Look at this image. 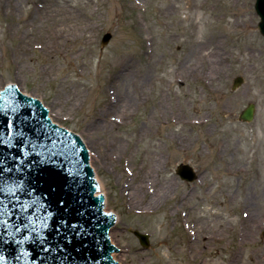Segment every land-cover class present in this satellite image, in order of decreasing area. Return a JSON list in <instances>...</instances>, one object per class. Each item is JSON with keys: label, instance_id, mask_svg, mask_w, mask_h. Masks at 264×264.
<instances>
[{"label": "rangeland", "instance_id": "1", "mask_svg": "<svg viewBox=\"0 0 264 264\" xmlns=\"http://www.w3.org/2000/svg\"><path fill=\"white\" fill-rule=\"evenodd\" d=\"M254 3L0 0V91L14 85L80 138L115 218L117 264H264V37ZM250 103L254 120L239 121ZM179 164L198 180L181 181ZM134 231L148 235L147 248Z\"/></svg>", "mask_w": 264, "mask_h": 264}, {"label": "water", "instance_id": "2", "mask_svg": "<svg viewBox=\"0 0 264 264\" xmlns=\"http://www.w3.org/2000/svg\"><path fill=\"white\" fill-rule=\"evenodd\" d=\"M254 10L259 17L257 29L264 37V0H255ZM111 38V33L104 34L101 48ZM243 81L236 78L231 90H236ZM0 109L8 113L6 116L0 112V138L8 145L0 146V178L7 176L4 168L13 169L9 186L20 191L22 202L29 206L21 214L27 231L14 233L19 244L9 243L6 247L2 239L4 222L8 221L7 229L13 231V225L21 221L15 217L9 220L5 215L8 200L0 196L2 264H116L111 258L116 249L108 238L114 218L103 211V196H95L94 174L80 138L52 124L41 103L23 95L13 85L0 91ZM255 109L253 103L248 104L238 120L251 123ZM13 121L14 126L7 127ZM12 136L21 139L9 143ZM175 174L185 183L198 179L188 164H179ZM12 180L20 183L19 189H15ZM133 234L147 248L148 235L137 231Z\"/></svg>", "mask_w": 264, "mask_h": 264}, {"label": "snow or ice", "instance_id": "3", "mask_svg": "<svg viewBox=\"0 0 264 264\" xmlns=\"http://www.w3.org/2000/svg\"><path fill=\"white\" fill-rule=\"evenodd\" d=\"M8 111L15 112V109H9ZM0 112H3L6 116L8 114L5 111V109H0ZM13 126H14V121L7 125V127L9 128ZM20 139H21L20 136H12L9 143H13L14 141L20 140ZM0 146L8 147V145L4 143L2 138H0ZM14 167H15V162H14ZM12 170L13 169H8V168L3 169V171L7 174V176L5 178H0V196H3L4 199L8 200V205L6 206L7 211L5 212V215L9 217V220L15 217L19 219L21 223L13 225V231H8L7 229L8 221L4 222L5 223V235L2 239L6 247L9 243H12L13 245L19 244L20 241L14 237V233L22 234L23 232L27 231V226L23 222L25 217L21 214L24 213L29 207L28 205H25L22 202L20 191L14 190L13 187L9 186L10 184L9 178L11 176ZM11 183L15 185V189L20 188V183L18 181L12 180ZM0 203H2V201H0ZM16 259L19 260L20 256L17 255ZM3 260H4V257L0 256V264H2Z\"/></svg>", "mask_w": 264, "mask_h": 264}, {"label": "bare ground", "instance_id": "4", "mask_svg": "<svg viewBox=\"0 0 264 264\" xmlns=\"http://www.w3.org/2000/svg\"><path fill=\"white\" fill-rule=\"evenodd\" d=\"M89 156V155H88ZM88 163H89V157H88ZM90 165V164H89ZM97 185V184H96ZM148 188H151V186L150 187H148ZM147 188V186L144 184V185H142L141 187H140V189H139V191H137V190H135V192H133L134 193V195L131 197L132 198V200H134V199H136L137 198V193H139V192H142V190H144V194L146 193V192H148L149 191V189ZM137 191V192H136ZM98 193H100L99 191H98V187H96V190H95V196L97 197L98 196ZM152 197V196H151ZM158 197V193L155 191V193L153 194V197L152 198H150V200H149V202H148V204H149V206L152 204V202H153V200L155 199V198H157ZM102 209H103V211L104 212H106L105 210H104V203L102 204ZM111 216H113V218H114V215H111ZM251 218V217H250ZM114 220H115V218H114ZM114 226V225H113ZM111 230V229H110ZM110 230H109V232H110ZM109 232H108V238H109ZM109 241H110V238H109ZM110 243H111V241H110ZM116 252H112L111 253V258L114 260V258H113V255L115 254ZM117 264V263H116Z\"/></svg>", "mask_w": 264, "mask_h": 264}]
</instances>
